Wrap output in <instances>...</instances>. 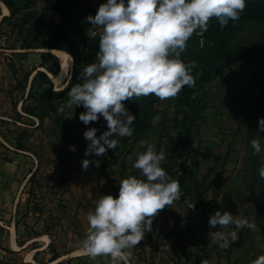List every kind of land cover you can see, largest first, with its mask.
<instances>
[{"label":"rangeland","instance_id":"rangeland-1","mask_svg":"<svg viewBox=\"0 0 264 264\" xmlns=\"http://www.w3.org/2000/svg\"><path fill=\"white\" fill-rule=\"evenodd\" d=\"M12 1L13 13L0 0V244L10 246L8 229L17 222L19 241L42 234L51 239L52 252L72 253L82 264H200L204 257L209 264H250L264 253V177L258 170L264 152H255L250 143L259 137L264 144L258 127L264 116V19L233 27L225 53L247 54L192 87L187 104L155 94L124 101L136 114L133 134L120 137L103 155L89 154L92 162L85 170L83 133L95 125L99 135L107 122L101 115L85 124L79 118L84 107H68L67 93L54 91L72 78L77 83L84 65L95 61L98 35L87 16L95 15L103 0ZM206 34L189 38L181 54L186 62L219 58ZM54 42L70 54L60 81L53 76L62 70L61 57L42 64L40 55L54 51L48 48ZM141 139L165 151L162 166L179 180L182 195L158 211L130 258L92 257L81 246L87 213L98 195L119 194L120 178L141 174L133 163L135 153L146 147ZM217 209L246 216L254 226H245L239 239L221 248L210 232L219 225L209 224Z\"/></svg>","mask_w":264,"mask_h":264},{"label":"clouds","instance_id":"clouds-1","mask_svg":"<svg viewBox=\"0 0 264 264\" xmlns=\"http://www.w3.org/2000/svg\"><path fill=\"white\" fill-rule=\"evenodd\" d=\"M247 3L248 0H103L95 15L87 16L89 22L102 29L99 50L95 61L84 65L78 82L68 90L66 104L84 107L79 118L85 124L102 115L108 127L99 135L95 125L85 129V170L92 162L89 154L103 155L109 148L115 149L120 137L133 134L136 114L124 101L150 94L165 99L178 95L184 85L194 86L195 61L186 62L181 55L187 41L194 32L202 36L213 17L221 27L229 20H238ZM258 121L259 129L264 130V116ZM139 143L146 147L135 153L133 163L141 174L120 178L119 194L98 195L94 208L87 213L89 227L81 246L92 257L110 255L117 261L130 258L131 250L146 231L152 230L158 211L182 195L179 180L162 166L165 151H157L147 139ZM250 143L255 152H264L259 137ZM70 147L75 150L76 145ZM128 159L133 160L132 155ZM95 163L99 165L100 160ZM258 170L264 177V162ZM209 224L219 225L210 232L221 248L239 239L245 226H254L246 216L226 209L211 214ZM200 264H209L208 258H202ZM250 264H264V253L255 256Z\"/></svg>","mask_w":264,"mask_h":264},{"label":"trees","instance_id":"trees-1","mask_svg":"<svg viewBox=\"0 0 264 264\" xmlns=\"http://www.w3.org/2000/svg\"><path fill=\"white\" fill-rule=\"evenodd\" d=\"M5 3L8 5L9 8L12 9V13L14 11V2L12 0H4ZM73 0H70L69 5H72ZM264 19V0H248L247 6L244 9L243 13L241 14L240 18L238 20H229L228 24L224 27L220 26V23L217 18L213 17L209 21V28L206 31V39L208 41H213L214 46L209 42V46L215 47V45L218 47L219 51V58L217 60L212 59L211 57L204 56L201 59V62L197 65H193L192 67V74L194 75L196 79V84L201 85L205 82H208L212 79L215 72L217 70H220L224 68L226 65L243 58L247 53L245 52H237V53H225L224 48L227 43V38L231 30L236 24L242 23L244 21H257ZM98 41H96V44L99 48V40H100V34L97 36ZM49 49H64L61 44L58 42H54L51 45H48ZM27 46L22 45V48H26ZM42 47H46L45 45H42ZM41 58H42V64H50L52 62H57L58 57L55 53H53L50 50H43L40 52ZM45 75L46 73L44 71H38V75ZM37 77L35 76V80ZM74 84V78L69 82V84L64 88L60 89L58 91H54L55 94H62V93H68V90L70 87ZM190 85H184L182 90L179 92L178 95L175 96L176 103L179 105H185L189 102V92L192 90V87ZM181 110V109H180ZM26 111L33 114L34 111L28 109L26 107ZM186 133H188V128L185 129ZM183 132H180L175 139L180 141L182 138ZM183 146V144H181ZM206 216V215H205ZM124 264H127L124 261Z\"/></svg>","mask_w":264,"mask_h":264},{"label":"crops","instance_id":"crops-1","mask_svg":"<svg viewBox=\"0 0 264 264\" xmlns=\"http://www.w3.org/2000/svg\"><path fill=\"white\" fill-rule=\"evenodd\" d=\"M57 50V49H55ZM55 50H50L58 55ZM14 227H13V226ZM18 223L14 222L9 226L8 247L0 244V264H82L80 257L72 253L55 254L51 250V239H44L42 234L33 237L23 238L19 241ZM16 240V241H15ZM16 243V245H15ZM45 255V257H43ZM84 256V255H82ZM91 261V260H90Z\"/></svg>","mask_w":264,"mask_h":264},{"label":"bare ground","instance_id":"bare-ground-1","mask_svg":"<svg viewBox=\"0 0 264 264\" xmlns=\"http://www.w3.org/2000/svg\"><path fill=\"white\" fill-rule=\"evenodd\" d=\"M55 52L61 57L62 61H63V66H62V70L61 72L58 74V75H54V79L55 81H60V79L62 78V75L65 71V68L67 66V58H69L70 54L64 50H61V49H57L55 50ZM67 84V83H66ZM13 226V225H12ZM14 227V226H13ZM49 240V239H48ZM16 241V240H15ZM16 245V243H15Z\"/></svg>","mask_w":264,"mask_h":264},{"label":"built area","instance_id":"built-area-1","mask_svg":"<svg viewBox=\"0 0 264 264\" xmlns=\"http://www.w3.org/2000/svg\"><path fill=\"white\" fill-rule=\"evenodd\" d=\"M101 31H102V29H101V27L98 26V25H96V26L94 27V29H93V33H94L95 35H99V34L101 33ZM98 50H99V48H98Z\"/></svg>","mask_w":264,"mask_h":264}]
</instances>
